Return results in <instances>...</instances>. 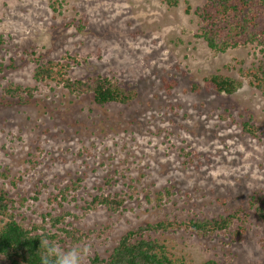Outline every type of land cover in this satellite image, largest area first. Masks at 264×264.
<instances>
[{"label": "rangeland", "instance_id": "1", "mask_svg": "<svg viewBox=\"0 0 264 264\" xmlns=\"http://www.w3.org/2000/svg\"><path fill=\"white\" fill-rule=\"evenodd\" d=\"M203 2L0 0V90L12 82L37 87L29 101L0 104V163L9 169L0 184L26 224L59 234L65 249L86 248L83 264L108 255L135 227L180 214L226 215L249 207L255 194L264 203V92L244 78L233 95L190 90L212 73L237 77L263 55L251 45L210 49L186 12ZM37 58L67 60L69 77L106 76L137 95L97 105L54 80L36 82ZM245 120L258 137L243 130ZM121 191L133 199L117 212L87 210L94 196ZM250 212L242 240L183 229L151 236L192 264H264V225Z\"/></svg>", "mask_w": 264, "mask_h": 264}, {"label": "trees", "instance_id": "2", "mask_svg": "<svg viewBox=\"0 0 264 264\" xmlns=\"http://www.w3.org/2000/svg\"><path fill=\"white\" fill-rule=\"evenodd\" d=\"M163 1L170 7H177L181 2V0ZM186 12L193 13L197 17L199 24L197 36L204 39L207 46L214 52L224 53L233 48L251 45L260 47L259 51L263 55V60L258 64L241 67L237 77L222 72L212 73L204 78L203 87L194 82L190 90L200 92L206 88L217 94L233 95L243 87L244 78L248 79L252 87L264 92V0H204L195 8L188 5ZM69 67L70 63L67 60L64 62L42 61L37 58V66L34 70L35 81L54 80L75 96H91L93 102L100 106L112 103L125 105L133 101L137 95L134 89L122 86L106 76L97 75L86 80L73 79L68 76ZM171 85H175V82ZM36 90V86L9 83L0 90V104L11 105L17 99L24 103L34 97ZM228 116H232L231 112L223 117ZM242 127L245 132L258 137L257 128L252 124V120L243 121ZM8 170L0 163L1 177L8 178ZM75 189L78 188L75 187ZM170 191L167 187V196L170 195ZM156 195V199L161 201L163 191H158ZM255 195L249 198V207L239 206L226 215H193L182 218L180 214L174 218L167 217L155 223L130 229L120 237L108 255L96 252L90 256L88 264H192L191 260L184 255L175 254L166 242L153 238L151 233L183 229L199 235H209L224 231L242 240L248 228L251 209L264 225V203L261 202V197ZM64 196L62 195L65 199ZM146 198L151 200L149 195ZM127 199H133V192L121 191L97 195L88 204L87 210L92 211L102 206L108 211L117 212ZM15 202L5 186L0 184V214L2 216L0 219V264H40V239L47 237L60 242L59 234L41 225L26 224L14 211ZM48 215L52 216L50 213ZM53 221L59 220L54 218ZM61 229L68 233L80 231L77 228ZM202 264H218V262L209 259Z\"/></svg>", "mask_w": 264, "mask_h": 264}, {"label": "clouds", "instance_id": "3", "mask_svg": "<svg viewBox=\"0 0 264 264\" xmlns=\"http://www.w3.org/2000/svg\"><path fill=\"white\" fill-rule=\"evenodd\" d=\"M87 249L72 246L65 249L57 240L40 239V264H83Z\"/></svg>", "mask_w": 264, "mask_h": 264}]
</instances>
